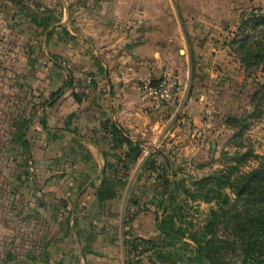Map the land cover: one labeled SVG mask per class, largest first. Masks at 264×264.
<instances>
[{
    "label": "crops",
    "instance_id": "1",
    "mask_svg": "<svg viewBox=\"0 0 264 264\" xmlns=\"http://www.w3.org/2000/svg\"><path fill=\"white\" fill-rule=\"evenodd\" d=\"M43 1L39 8L48 13ZM60 1L65 12L70 7L78 14L70 21L73 32L68 18L67 26L57 22L46 31L30 24L26 38L10 36L15 29H9L8 21L0 27V40H27L24 49L19 44L11 55L13 62L23 61V67L0 68V122L5 124L0 158L24 155L14 140L21 133L17 124L25 120L33 165L18 170L49 174L44 181H15L11 176L0 180V264H130L127 240L141 237L144 225L154 220L142 212L141 199L129 192L139 184L130 179L142 172L147 146L156 142L153 153L169 162L179 125H189L198 138L208 134L201 112L206 93L218 84L215 65L221 51L206 44V63L197 64L185 30L197 20L202 29L239 31L249 18L264 17V0H184L179 8L172 0H88L83 5ZM246 11H251L247 18L241 16ZM93 12L103 16L81 17ZM161 13L172 16L165 23L174 29L168 37L145 30ZM50 29L54 33L48 38ZM163 68L173 70L178 79L174 107L182 116L177 120L170 112L173 107L153 110L140 100L142 82L159 80ZM111 125L138 143L140 155L125 185L98 202L95 191L103 173L110 172L114 155L123 158L127 153L125 145L112 148ZM1 168L17 170L14 164L1 165L0 159V173ZM16 221L23 227L17 228Z\"/></svg>",
    "mask_w": 264,
    "mask_h": 264
},
{
    "label": "rangeland",
    "instance_id": "2",
    "mask_svg": "<svg viewBox=\"0 0 264 264\" xmlns=\"http://www.w3.org/2000/svg\"><path fill=\"white\" fill-rule=\"evenodd\" d=\"M10 1L12 0H0V27L3 25V22L8 21L9 29H15L14 32L10 33V36L22 35L26 38L30 30L29 25H33L32 18L35 15L40 18L45 14L42 12L45 9L42 8L43 10L41 11L39 0H22L24 7H18L10 3ZM70 2L83 5L88 0H66L67 5ZM166 2L167 0H160L162 4ZM172 2L176 8H179V6L182 7L184 0H172ZM43 4L49 6V17L53 20H58L59 23H64V25L66 24L67 17L70 22L72 18L75 19L78 16L77 12L73 11L74 9L71 8L70 10V7H68L67 15L61 6L60 0H44ZM29 5H33V9H28L27 6ZM65 7L67 6L65 5ZM250 13L251 11H246L241 13V16L247 18ZM102 16V14L96 12L90 14L81 13V17H89L91 20H98ZM155 16L154 23L149 24V27L145 28V30L148 29L152 33L160 31L162 35L165 34L164 37H168L169 33L172 34L174 29L169 28L165 24L172 20V16L167 15V13ZM8 17H11L10 20ZM250 19L245 21L244 29L242 30L250 36L249 42L251 43L252 50L255 51L257 50L255 46L257 43L264 48V28L259 27L253 30L251 28L252 23H249ZM101 20L102 22L105 21V19ZM145 22L152 21L151 19H146ZM196 22L197 25H190L191 29L185 30V33L187 31L189 46L198 60L196 63H206L203 59H207V56H205L207 52L202 49L206 44H209L212 49L221 51L220 59L217 62L218 65H215L219 71L218 84L212 85L213 87L210 88V92L206 93L205 109L201 112L203 121L209 126L206 130L208 134L205 135L204 139L198 138L191 133L192 130H190L189 125H179L178 130L174 134V143L169 147L170 151L167 158H169L171 165L170 169L165 168V162L157 153L154 154V148L158 144L156 142L153 144L152 142L147 146V155L142 163L144 164L142 172L136 173L130 179L131 182L135 180L139 184L133 187L131 191L129 190L131 194L135 193L141 199L139 202L141 203L142 212L152 214L154 219L151 225L149 224L151 230H153L152 234H150L151 231L148 229L149 226L144 225L143 234L141 237H138L140 239L146 240L149 237H154V240L159 239L156 232V221L161 216L159 204L164 201V197L162 194L158 195L159 191H154L155 194L153 196L151 190V185L155 183L158 171L161 169L167 170L166 174L168 178L173 180V197L177 218L176 226L181 228V233L186 234L191 231L200 230L207 219L209 210L211 208H218V204L221 202L216 192L208 194V190L212 187L199 184L200 180L222 171L229 174L233 180L240 174L251 172L257 167V162L253 156H264V114L259 111L255 112L253 106L249 103V99L257 88V85L264 84V64L255 67L249 63L245 62L243 64L241 62L242 57L238 53L236 43L240 41L237 39L243 36L244 33L242 31H237L232 27L202 29L199 27L197 20ZM107 27H111V25ZM69 28L73 32L71 22ZM16 29L21 34H18ZM114 31L117 32L118 30ZM129 31L127 30L128 33ZM147 38L149 36L144 37L143 35V40H149ZM26 41L0 40V68L3 65L9 67L13 64L20 69L23 67V64H21L23 61L14 60L15 62H13L14 57H11V55H15L13 50L17 49V47L19 48V44L24 49ZM16 54H19V52ZM162 70L163 72L166 71L164 68ZM19 82L22 83V80ZM1 108L6 112V105H1ZM163 108H171V106ZM163 112L167 113L168 111L163 109ZM170 112H174V109L171 108ZM1 115L3 114H0V117H2ZM179 116L181 117L182 115L177 112L174 119L177 120ZM232 118H236L234 128L228 125V120H232ZM4 125L0 122V130H2ZM3 145L4 143L1 142L2 148L5 147ZM199 146H201L200 149H198ZM0 159L1 165H4V163L14 164L17 167L14 173H9L6 169L4 171L1 168V182H6L10 176L12 177L10 179L15 181L18 177H21V180L27 177L35 181H44L49 175L44 174V176H41L30 171L24 176L22 174L23 171L18 170L21 163L20 158L13 159V157L7 158L2 156ZM146 161L147 163L153 162V166L156 167L157 171L147 169ZM31 165H33V161ZM129 189L131 188L129 187ZM226 193L228 194L229 192L226 191ZM207 197L212 199L210 203L204 201V198ZM15 224L17 228L23 227V224H19L18 221ZM230 228L229 223L226 225L222 223L218 226L217 240H219V243L232 232ZM135 238L127 240L128 244ZM184 242L189 244L187 240L180 242L166 240L158 243L157 249L152 252L146 251L140 254L139 250H137L136 252L129 253L128 260L136 264H199L190 257V248L185 247L183 245ZM219 243H217V246ZM225 251L221 255L223 264H240L241 256L238 249L234 251L227 249Z\"/></svg>",
    "mask_w": 264,
    "mask_h": 264
},
{
    "label": "trees",
    "instance_id": "3",
    "mask_svg": "<svg viewBox=\"0 0 264 264\" xmlns=\"http://www.w3.org/2000/svg\"><path fill=\"white\" fill-rule=\"evenodd\" d=\"M10 3L18 7H24L22 0H12ZM50 13L42 15L38 18L36 15L32 18V23L36 27L46 31L51 25L59 22L49 17ZM249 23H252L253 30L264 28V17L253 16ZM241 26L240 31L244 33ZM54 33V29H50L47 33L50 38ZM64 36L68 33L62 29ZM250 41V36L243 34L238 46V53L242 57L241 62L249 63L253 66L264 64V48L260 44H255L257 50L253 51ZM56 95V94H55ZM52 101V98L49 99ZM249 103L253 106V110L264 114V84L257 85L253 94L249 99ZM236 118L228 120V125L235 127ZM17 129L21 133L14 142L22 149V155L19 168L28 169L32 163L29 154V144L25 140V132L28 128V122L21 120L17 124ZM111 136L112 148H119L122 145L127 147V153L124 157L114 155L115 162L109 166L110 172L101 180L100 186L95 191V198L98 202H103L114 195L115 188H121L125 185L128 179V172L134 165L140 155L138 143H131L123 136V132L118 130L114 125L108 129ZM257 162V167L248 173L240 174L235 179H231L229 174L224 171L208 176L200 180L199 184L211 186L208 194L216 192L221 200L218 208L209 210L207 219L204 225L198 231L189 233H181V228L176 226V208L173 197V180H170L166 174L167 170L161 169L158 171L155 183L151 185V190L154 196V191H159L158 195L164 197V201L159 204L161 216L156 221V232L159 239L149 237L148 239L135 238L129 243V253L139 250L140 254L146 251H154L157 249V244L163 241H183L187 240L189 244L184 242V246L190 248L192 259L199 264H223L222 254L225 250L235 249L240 252V264H264V156H253ZM165 168H171L168 160L163 157ZM243 160V158H241ZM241 161V160H240ZM149 163V164H148ZM145 162L147 169L154 170L153 162ZM116 167H120L116 168ZM115 169V170H114ZM28 172L23 170L24 176ZM173 176V174H172ZM21 177H18V181ZM215 189V190H214ZM226 191L229 193L227 194ZM232 196L230 197L229 196ZM212 199L204 198L206 203H210ZM224 223L230 224L231 233L219 243L217 240L218 226ZM184 237H186L184 239ZM158 240V241H157ZM217 243L219 245L217 246ZM221 244V245H220ZM130 264H136L130 262Z\"/></svg>",
    "mask_w": 264,
    "mask_h": 264
},
{
    "label": "built area",
    "instance_id": "4",
    "mask_svg": "<svg viewBox=\"0 0 264 264\" xmlns=\"http://www.w3.org/2000/svg\"><path fill=\"white\" fill-rule=\"evenodd\" d=\"M179 83L175 73L167 70L159 80L145 79L140 87V100L148 104L151 109L173 107L174 114L178 112L174 107Z\"/></svg>",
    "mask_w": 264,
    "mask_h": 264
},
{
    "label": "water",
    "instance_id": "5",
    "mask_svg": "<svg viewBox=\"0 0 264 264\" xmlns=\"http://www.w3.org/2000/svg\"><path fill=\"white\" fill-rule=\"evenodd\" d=\"M65 10H66V14L68 15V9L67 8H65ZM68 18V17H67Z\"/></svg>",
    "mask_w": 264,
    "mask_h": 264
}]
</instances>
